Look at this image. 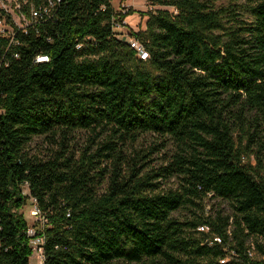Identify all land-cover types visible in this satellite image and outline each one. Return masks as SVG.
<instances>
[{
	"label": "trees",
	"instance_id": "obj_1",
	"mask_svg": "<svg viewBox=\"0 0 264 264\" xmlns=\"http://www.w3.org/2000/svg\"><path fill=\"white\" fill-rule=\"evenodd\" d=\"M23 2L22 27L0 8V264H30L32 198L42 264H264V0H149L128 38L113 0ZM76 131L91 133L80 152ZM142 133L172 159L126 171L120 146Z\"/></svg>",
	"mask_w": 264,
	"mask_h": 264
},
{
	"label": "rangeland",
	"instance_id": "obj_2",
	"mask_svg": "<svg viewBox=\"0 0 264 264\" xmlns=\"http://www.w3.org/2000/svg\"><path fill=\"white\" fill-rule=\"evenodd\" d=\"M7 3L9 12L12 15V19L18 26L22 27L26 25L29 19L23 14V0H17L15 3H11L9 1ZM224 4H228L229 0H221ZM113 5L115 10L119 13L118 21L116 22L115 30L117 35L120 38H128L132 31H137L139 29L145 28V23L147 17L143 14V12L150 10L151 8H158L159 6H151L149 0H113ZM131 9L133 12L129 15L122 17L121 15H125L128 10ZM2 23H0L1 29H9L11 31L12 28L8 24L7 18L1 19ZM130 39V38H129ZM91 137V133L89 131H76L74 132V136L68 142L71 145V148L77 152H80L84 147L89 143V138ZM34 151H44L50 154L48 150L49 147H53L51 143L48 142L44 137L37 138L33 141L31 145ZM125 151V159L126 162L123 164V168L126 171H130L133 164L136 163L137 169L141 171V173L152 172V168H159L163 165L167 159H172L171 156L174 154L175 145L171 141L163 140V137L156 135L155 133H142L136 141H128L125 144L120 146ZM142 158L140 159V157ZM140 160H139V159ZM139 160V161H137ZM104 165L110 171L113 167L111 160H107L104 162ZM155 181H160L161 187H177L179 183V179L175 177L170 178H160L154 179ZM208 208L214 207H224L227 212H230V207L222 203L219 199H207ZM30 202L26 205H23L18 208V212L24 216L27 221V230L35 225L34 218L29 216L30 210ZM177 217L181 220H185L188 218L190 213H188L185 209H181L175 213ZM29 227V228H28ZM200 227L199 229H202ZM41 257L38 253L32 252L30 254V264H40ZM121 264H130V263H121Z\"/></svg>",
	"mask_w": 264,
	"mask_h": 264
},
{
	"label": "built area",
	"instance_id": "obj_3",
	"mask_svg": "<svg viewBox=\"0 0 264 264\" xmlns=\"http://www.w3.org/2000/svg\"><path fill=\"white\" fill-rule=\"evenodd\" d=\"M9 1H12L11 3H15L17 0H0V8H3L5 11L8 13L11 12L8 9V6L6 5L7 3H10ZM47 11V9L45 10ZM33 18L38 19L40 16V11L34 10L32 11ZM2 19V18H1ZM0 19V23H2V20ZM13 20V19H12ZM15 23V22H14ZM12 28V26H11ZM9 29H1L0 33L5 34L7 32L13 31V28L11 31H8ZM131 45L135 47L140 54L141 57L146 58L148 56L147 52L145 51L144 47L134 38L129 39ZM39 61H44L48 60L47 56H39L38 57ZM24 194H28V189L27 187H24ZM28 202H30V210H29V216L34 218V223L35 225L27 230V236L29 238V245L32 248V252H36L40 255L41 257V262H43V245L45 242V235L43 233L44 231V226L46 225V218L45 215L43 214V210L39 206L38 202L36 199H30Z\"/></svg>",
	"mask_w": 264,
	"mask_h": 264
}]
</instances>
